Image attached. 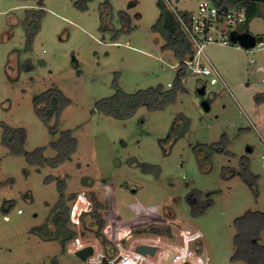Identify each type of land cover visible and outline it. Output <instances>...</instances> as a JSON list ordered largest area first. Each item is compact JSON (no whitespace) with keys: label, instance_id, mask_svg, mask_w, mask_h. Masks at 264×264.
Wrapping results in <instances>:
<instances>
[{"label":"rangeland","instance_id":"1","mask_svg":"<svg viewBox=\"0 0 264 264\" xmlns=\"http://www.w3.org/2000/svg\"><path fill=\"white\" fill-rule=\"evenodd\" d=\"M159 1L0 0V264H84L52 223L62 184L67 199L75 196L66 201L69 228L96 251L104 246L83 226H93L91 196L107 207L104 228L93 229L114 248L119 235L127 233L128 246L140 237L136 229L165 223L200 231L207 264H264V228L254 252L235 244L236 221L264 213V5L248 26L263 39L259 47L210 43L194 66L212 65L218 74L194 76L188 65L178 80L180 61L152 30ZM162 1L196 12L204 0ZM37 22L29 38L26 24ZM160 87L175 93L172 102L101 108ZM50 89L70 103L45 123L34 103ZM4 125L25 130L22 153L3 143ZM68 130L76 150L54 165L55 144ZM197 194L204 208L194 213L188 197ZM120 204L134 217L122 221Z\"/></svg>","mask_w":264,"mask_h":264},{"label":"trees","instance_id":"2","mask_svg":"<svg viewBox=\"0 0 264 264\" xmlns=\"http://www.w3.org/2000/svg\"><path fill=\"white\" fill-rule=\"evenodd\" d=\"M215 5H217L221 10H230L234 8L245 9L247 14V21L244 24L238 26V32L249 31L248 26L250 22L259 15L261 12L260 4L257 2H252L251 0H211ZM105 8L102 9V19L104 18L106 11L109 9V2L105 3ZM159 8V17L156 20L155 24L152 27L153 32H156L164 37L166 44L165 47L172 51L174 56L180 61V69L178 71V80L186 74L185 70V60L193 58V50L191 45L176 17V15L171 11V9L162 1L158 2ZM180 14L188 19L190 15L189 12H182ZM27 31L29 33V38H32L34 34L40 28L39 22L34 26L26 24ZM259 43L263 42L262 38H258ZM122 95V94H120ZM120 99V96H117L116 99L106 100L101 102V108L105 109L107 112H115L116 109H119L124 104L133 103L131 108L141 101L148 100L155 102L157 99H161V105L172 102L175 98V93L173 91H163L162 87L160 88H151L146 91H141L135 95L123 94ZM70 103L69 99L57 89H50L45 92L41 97L36 98L34 106L36 114L45 122L49 123L55 117L60 115V112L64 107ZM104 104H109L105 107ZM112 104V105H111ZM129 112V110H128ZM4 135L3 143L15 154H20L23 152V145L26 138L25 130L15 129L4 125ZM77 141L73 137L71 131H64L60 140L55 144V149L57 151V156L52 160L54 165H59L67 160L71 159L72 154L76 150ZM215 147V146H214ZM213 147V148H214ZM212 148V147H211ZM221 150L220 147L216 148ZM215 149V150H216ZM40 152V150L38 151ZM248 167L246 166L245 170L247 171ZM247 177H245V180ZM108 183L106 179L103 184ZM61 186V185H60ZM63 184L60 187L61 195L59 202L56 207L55 217L52 220L53 225L55 226L56 235L62 238V246L67 247L70 241L77 238V232L69 228L68 223L70 222V210L71 207L66 204L67 200H72L75 196L67 199L63 192ZM200 194L190 195L188 197L189 202L193 208L194 213L201 206L197 203L198 196ZM91 201L93 203L94 211L91 213L93 226H88L85 223L83 217L81 221L84 224V229L92 232L104 246L105 252L107 255H113L115 253V248L110 241L106 238L104 234L98 229H93L94 226H99L100 229L104 228V214L103 211L107 209L105 205L100 203L95 196H91ZM203 207V206H202ZM204 208V207H203ZM86 215V213H84ZM167 219L171 217L167 216ZM236 226L238 228V235L236 236L235 244L238 248V251L242 253L244 249L247 251L254 252L255 248L258 246L257 241L259 239L260 231L264 228V213H248L246 216L239 218L236 221ZM138 235H155L161 236L169 239L176 238V232L173 230L171 225L165 223H151L145 227L136 229L134 231ZM84 234V233H83ZM109 246H113L109 249ZM198 252L201 250L197 247Z\"/></svg>","mask_w":264,"mask_h":264},{"label":"built area","instance_id":"3","mask_svg":"<svg viewBox=\"0 0 264 264\" xmlns=\"http://www.w3.org/2000/svg\"><path fill=\"white\" fill-rule=\"evenodd\" d=\"M170 9L175 13L193 50V58L185 60L186 67L188 65L194 66L196 56L205 57L204 49L208 44L215 42L224 46L232 44L229 39L230 33L237 31L238 26L247 21L245 9L221 10L210 0L200 2L197 11L190 13L188 19L183 17L176 8ZM215 32L221 33L220 39L215 36ZM260 44H257L256 47H259ZM190 73L194 76L218 74L212 65L203 64L194 66ZM75 217L74 211L72 212L73 222H75ZM76 223L78 224V221ZM175 230L177 231L175 239L155 235H140L137 238L130 237L128 246L122 243L127 233L119 235L113 239L115 244L113 255H107L105 251H96L91 242L83 243L78 237L72 240L70 245L74 247V252L86 247L93 248V254L84 261V264H204L203 255L196 248L202 239V233L191 227L186 228L180 225H175ZM138 246L155 247L157 251L153 256L145 255L137 251ZM170 254L173 255L172 259H169Z\"/></svg>","mask_w":264,"mask_h":264},{"label":"water","instance_id":"4","mask_svg":"<svg viewBox=\"0 0 264 264\" xmlns=\"http://www.w3.org/2000/svg\"><path fill=\"white\" fill-rule=\"evenodd\" d=\"M252 2H260V3H264V0H251ZM230 40L233 44H238L240 47H242L243 49H246V50H252L254 49L257 44H258V40L257 38L252 35L251 33L249 32H243V33H236V32H231L230 33ZM201 93L204 92V88L201 89L200 91ZM205 108L208 110L209 109V106L207 104H205ZM133 193H136V191H133ZM138 199L141 201V203L143 205H148V203L150 202V198H144L142 196H139ZM119 214H120V217L122 219V221H125L129 218H132L134 217V214L126 207L124 206L123 204H120L119 205V210H118ZM158 212H160V210H158ZM176 234H177V231H175ZM106 234L108 236L111 235V229L108 228L106 230ZM137 251H139L140 253L142 254H145V255H155L156 251H157V248L155 247H151V246H138L137 247ZM94 250L92 247H86L80 251H78L76 253V255L84 262L86 261V259L91 256L93 254ZM173 255L170 254L169 256V259H172ZM202 260L204 262V264H207V257H206V254H204L202 256Z\"/></svg>","mask_w":264,"mask_h":264},{"label":"crops","instance_id":"5","mask_svg":"<svg viewBox=\"0 0 264 264\" xmlns=\"http://www.w3.org/2000/svg\"><path fill=\"white\" fill-rule=\"evenodd\" d=\"M211 1V0H210ZM257 3H259L260 4V9H261V5L263 4L264 5V3H260V2H257ZM234 8V7H233ZM182 12H189V13H192L191 11H189V10H185V11H182ZM233 32H236V33H243V32H238V31H233ZM244 32H249V31H244ZM250 33V32H249ZM256 37V36H255ZM257 38V37H256ZM229 39H230V37H229ZM257 40H258V38H257ZM231 41V40H230ZM232 43V42H231ZM258 44H259V41H258ZM232 45H233V43H232ZM236 45H238V44H236ZM239 46V45H238ZM240 47V46H239ZM242 48V47H241ZM209 62V61H208ZM210 63V62H209ZM185 70H186V73H187V68H185ZM161 196H166L162 191H161ZM167 197V199H169V197L168 196H166ZM170 200V199H169ZM169 204H171V201H165L164 203H163V205H169Z\"/></svg>","mask_w":264,"mask_h":264},{"label":"flooded vegetation","instance_id":"6","mask_svg":"<svg viewBox=\"0 0 264 264\" xmlns=\"http://www.w3.org/2000/svg\"><path fill=\"white\" fill-rule=\"evenodd\" d=\"M102 185H105V184H102Z\"/></svg>","mask_w":264,"mask_h":264}]
</instances>
